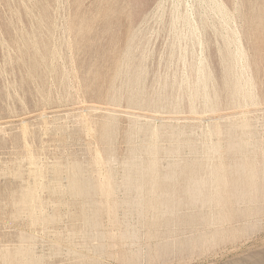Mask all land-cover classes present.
Listing matches in <instances>:
<instances>
[{"label":"rangeland","instance_id":"rangeland-1","mask_svg":"<svg viewBox=\"0 0 264 264\" xmlns=\"http://www.w3.org/2000/svg\"><path fill=\"white\" fill-rule=\"evenodd\" d=\"M0 264H264V0H0Z\"/></svg>","mask_w":264,"mask_h":264},{"label":"bare ground","instance_id":"bare-ground-1","mask_svg":"<svg viewBox=\"0 0 264 264\" xmlns=\"http://www.w3.org/2000/svg\"><path fill=\"white\" fill-rule=\"evenodd\" d=\"M179 39V38H178ZM37 194V193H36ZM99 197V196H98ZM34 206V205H33ZM35 212V211H34Z\"/></svg>","mask_w":264,"mask_h":264}]
</instances>
